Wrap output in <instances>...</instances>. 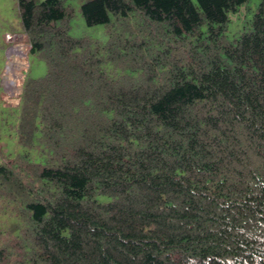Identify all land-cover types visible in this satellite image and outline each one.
Wrapping results in <instances>:
<instances>
[{"label":"trees","instance_id":"16d2710c","mask_svg":"<svg viewBox=\"0 0 264 264\" xmlns=\"http://www.w3.org/2000/svg\"><path fill=\"white\" fill-rule=\"evenodd\" d=\"M70 1L16 3L0 264H264V0Z\"/></svg>","mask_w":264,"mask_h":264},{"label":"rangeland","instance_id":"374dc122","mask_svg":"<svg viewBox=\"0 0 264 264\" xmlns=\"http://www.w3.org/2000/svg\"><path fill=\"white\" fill-rule=\"evenodd\" d=\"M257 2L258 0H248L246 5H249L253 10ZM16 3L17 0H0V100L3 98L2 92L16 95L22 78L40 77L46 69L43 60L34 54H26L28 47L23 41V34L20 31ZM70 3L76 9L79 2L71 0ZM243 9L241 6L240 11ZM74 15L68 29L70 35L76 37L85 35L100 41L105 40L102 25L86 26L77 10ZM234 28L235 21L232 20L228 24V33L230 34ZM2 131L1 128L0 133ZM8 222L4 214L0 212V226L4 227Z\"/></svg>","mask_w":264,"mask_h":264}]
</instances>
